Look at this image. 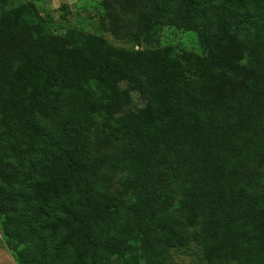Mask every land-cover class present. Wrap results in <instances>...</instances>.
Wrapping results in <instances>:
<instances>
[{"label":"trees","instance_id":"trees-1","mask_svg":"<svg viewBox=\"0 0 264 264\" xmlns=\"http://www.w3.org/2000/svg\"><path fill=\"white\" fill-rule=\"evenodd\" d=\"M139 1L175 28L199 26L201 53L54 34L32 2L0 0L3 233L28 264H115L114 252L139 264L199 221L201 264H264V183L245 171L264 166V0ZM222 28L247 32L224 44ZM236 48L244 85L226 91L220 70ZM97 113L113 124L90 156ZM104 167L123 174L130 198L103 188Z\"/></svg>","mask_w":264,"mask_h":264},{"label":"rangeland","instance_id":"rangeland-1","mask_svg":"<svg viewBox=\"0 0 264 264\" xmlns=\"http://www.w3.org/2000/svg\"><path fill=\"white\" fill-rule=\"evenodd\" d=\"M17 1H30L36 12L48 21V31L54 34H64L69 30H81L90 34L103 37L109 44L126 49L156 48L171 46L175 51H190L201 53L204 31L194 23L189 24V29L175 28L165 18L157 15L150 3L139 0H9L12 4ZM224 32L223 42L235 36L243 37L247 31L233 32L228 28ZM247 67L246 53L243 49L236 48L233 62L220 70L221 83L224 90H240L244 85ZM143 99L137 92L131 93V104L141 106ZM112 121L104 115H94L93 127L86 132L90 156H97L107 148L98 147L96 140L101 138L102 129ZM97 138V139H96ZM12 165V164H11ZM245 171L251 179L257 181L258 188L264 183V166L254 161L245 165ZM123 174L113 171L109 167L102 168L100 179L103 188L108 193L122 195L130 198L131 194L123 192L121 180ZM169 179L168 187L176 184ZM177 199L173 200V206ZM172 211V210H171ZM6 211L0 201V264H28L24 258L23 245L15 238L3 233L2 224ZM99 231L110 236L111 231L97 226ZM189 234L187 241L176 247L166 248L157 258L143 257L139 264H201L202 247L199 240L204 236L199 221L186 225ZM115 242L119 240H114ZM110 260L115 264H123L127 258L126 253L114 252L109 254ZM215 264H234L221 263Z\"/></svg>","mask_w":264,"mask_h":264}]
</instances>
